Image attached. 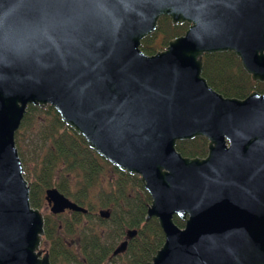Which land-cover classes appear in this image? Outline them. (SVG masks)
<instances>
[{
	"label": "water",
	"instance_id": "water-1",
	"mask_svg": "<svg viewBox=\"0 0 264 264\" xmlns=\"http://www.w3.org/2000/svg\"><path fill=\"white\" fill-rule=\"evenodd\" d=\"M161 16L188 27L147 54L141 40ZM225 51L264 82V0H0V264H51L15 144L30 105L53 107L139 177L145 221L164 233L146 264H264V93L226 97L208 84L203 56ZM199 136L206 156L176 150ZM44 197L52 214L87 212L57 188Z\"/></svg>",
	"mask_w": 264,
	"mask_h": 264
},
{
	"label": "trees",
	"instance_id": "trees-1",
	"mask_svg": "<svg viewBox=\"0 0 264 264\" xmlns=\"http://www.w3.org/2000/svg\"><path fill=\"white\" fill-rule=\"evenodd\" d=\"M187 27V23L174 25L168 16H161L156 31L143 38L140 47L153 54ZM202 76L226 97L244 98L252 90L264 93V82L252 81L232 51L205 54ZM25 136L37 143L29 159L22 151ZM207 143L199 136L178 140L175 147L183 156L204 157ZM15 144L30 183L31 206H45V190L54 187L87 209L86 213L44 215L42 245L48 249L51 264H146L162 245L164 233L157 219L145 221L151 197L139 177L98 155L53 107L30 105L15 133ZM98 208L109 209L110 216L100 217ZM173 219L184 225L176 215ZM129 229H136L137 234L128 240L123 253L112 256Z\"/></svg>",
	"mask_w": 264,
	"mask_h": 264
},
{
	"label": "rangeland",
	"instance_id": "rangeland-1",
	"mask_svg": "<svg viewBox=\"0 0 264 264\" xmlns=\"http://www.w3.org/2000/svg\"><path fill=\"white\" fill-rule=\"evenodd\" d=\"M25 138H26V139L24 140V144H23V147H22V151L25 153L26 158L29 159L30 157H32L30 151L32 150V148H33L37 143H36V139H35V138L28 139V136H25ZM31 160H32V159H31ZM23 168H24V166H23ZM100 208H102V207H100ZM100 208H98V209L96 210V212H97ZM39 210L43 213V215H51V214H52V213L50 212V210H49V206L47 205V203L45 204V206H43V207L40 208ZM70 240H71V239H70ZM117 243H119V240L117 241ZM117 243H116V244H117ZM71 245H72L73 248H75V247H74V246H75V243H74V242H72ZM41 247L44 248V249H46V250H48L47 247H46L45 245H42V243H41Z\"/></svg>",
	"mask_w": 264,
	"mask_h": 264
},
{
	"label": "flooded vegetation",
	"instance_id": "flooded-vegetation-1",
	"mask_svg": "<svg viewBox=\"0 0 264 264\" xmlns=\"http://www.w3.org/2000/svg\"><path fill=\"white\" fill-rule=\"evenodd\" d=\"M68 210H66L65 212H67Z\"/></svg>",
	"mask_w": 264,
	"mask_h": 264
}]
</instances>
